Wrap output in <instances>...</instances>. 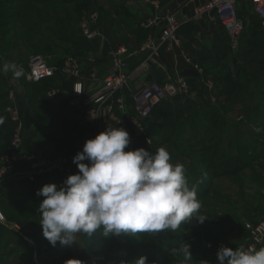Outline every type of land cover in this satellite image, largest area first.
Wrapping results in <instances>:
<instances>
[{
    "label": "rangeland",
    "instance_id": "374dc122",
    "mask_svg": "<svg viewBox=\"0 0 264 264\" xmlns=\"http://www.w3.org/2000/svg\"><path fill=\"white\" fill-rule=\"evenodd\" d=\"M16 1L20 3L0 7V12L6 14V21H0V67L6 61L11 62L23 68L24 75L17 79L11 71L7 73L0 71V105L4 106L0 111V117L5 119L7 116V119L21 124L22 127L18 117L19 106L26 102L38 129L33 132L34 138L27 150L22 148L24 135L20 126H17L12 134L10 131H4L3 137H0V156L5 154L14 161L11 174L16 173L15 176L30 172V168L39 157H43L46 161H60L65 170L70 169L76 174L78 168L73 163V157L78 151H82L86 141L77 131L76 126L91 124L85 118L87 109L80 108L78 106L80 103L73 105L72 107L76 108L74 114L76 118L64 119L55 115L51 107L40 106L39 101L34 99V94L39 88L26 77L32 56L41 59L44 64L47 58L44 59V54L41 52H31L29 58L17 60L19 55L22 57L25 53L21 31L26 24L19 25L16 23L17 18L12 20V17L22 15L21 17L24 18L23 16L31 13L33 7L37 6L40 11L39 16L34 11L33 14L31 13L36 22L39 17L45 19L46 11L51 5L49 0H42L44 4H38V0H27L22 5L21 0ZM155 2L159 5L154 4L156 7L154 16H151V11L145 10L142 19L150 17L153 21L159 17V14L165 13L166 7L163 9L158 1ZM126 15L130 14L118 9L112 16L113 19L116 17L123 19L128 17ZM90 17L95 18L93 30L101 34L99 38L101 39L102 32L98 27L101 24L99 12L93 5L85 9L80 18L75 20L73 18L68 28L69 32L84 39L90 45L91 49H86L84 53L87 57H73L55 51L52 60H59V63H52L55 66L50 67H60L71 58L79 65L81 73L87 74L86 72L90 71L87 70L84 61L95 54L92 44L97 41H89L81 34L82 24H87V19ZM43 26V28L48 27L47 24ZM111 30L117 35L120 32L118 28ZM216 36L217 38L212 42L206 41V47L203 48L205 51L209 49L213 52L212 60L197 64L195 60H191V56L182 53V45L180 58L185 56L191 63L187 65L184 61L186 66L183 65L181 71L178 64V72L168 76V80H174L177 76L187 81L190 79L193 84H188L189 90L186 95L177 100L173 98L171 108L174 110L181 108L188 100L198 111L203 108L215 109L216 112L205 115L204 123L197 121V117L191 120L188 115L187 121L183 122L184 120H181L183 116L174 113L173 123L177 125L182 123V125L178 128V132L173 131L175 128L167 129L162 125L163 122L157 124L153 121V116L149 121L144 122L150 117L152 110L147 117L139 118L132 110V102L129 103L131 110H126L127 104L123 98L122 109L119 105L108 103L97 110V113L101 109L107 115V119L110 120L107 126L111 124L113 127H122L129 133L130 143L125 148L126 151L143 147L155 152L156 149L164 147L170 154L172 164L183 165L189 187L196 186L197 198L202 205L197 215H206L205 221L201 224L192 217L182 222L176 231L166 229L159 233L140 232L135 235L122 233L108 237L103 236L101 231L90 237L78 234L71 246L57 242L53 247L43 236L42 226L39 223L41 215L39 205L44 197L32 194V188L34 184L40 182L55 183L60 186L66 179L65 175L54 174L34 183H30L24 177L14 181L17 178L14 176L0 185V196L4 193L1 191L10 186L11 181L22 183L21 186H26L28 191L26 195L19 193L22 198L16 199L15 202L4 198L0 200L2 216L0 264H65L69 259H78L82 264H121V262L135 264L141 256H146L153 264H204L205 261L208 264H216V253L221 244L233 250L236 247L244 248L248 240V231L264 218V27L261 22L256 23L255 30L246 26L234 45L228 36H225L224 31L217 29ZM111 39L112 42L106 39L110 43L108 49L118 42L115 36H111ZM146 39L145 35L141 42ZM114 50L110 54L111 63ZM220 70L222 73L219 75ZM225 73L232 81L238 80L244 87L242 91H235L237 98L233 103L232 97L227 95L222 83L217 80V77ZM168 80L163 79L162 82ZM152 81L159 82L157 79ZM25 92L32 95L30 103ZM125 93L126 91L122 94ZM14 116L16 121L12 120ZM52 119L60 120L61 127L57 125L54 127ZM155 123L156 126H152ZM57 124L59 125V121ZM69 124H71L69 130L71 134L65 135V132H59V129ZM93 125L96 134L107 127L103 126L102 130L98 128V117ZM150 125L153 132L150 130ZM50 136H55L54 147L48 144ZM36 139L39 144H34ZM16 140L18 142H15ZM185 244L190 246L192 257L186 262L180 251Z\"/></svg>",
    "mask_w": 264,
    "mask_h": 264
},
{
    "label": "clouds",
    "instance_id": "9594fccd",
    "mask_svg": "<svg viewBox=\"0 0 264 264\" xmlns=\"http://www.w3.org/2000/svg\"><path fill=\"white\" fill-rule=\"evenodd\" d=\"M0 71H11L17 79L24 75L23 68L7 61ZM75 91L80 92L79 85ZM3 123L0 117V125ZM129 143L124 128L109 124L87 139L82 151L73 157L76 174L69 175L60 186L49 183L37 191V196L44 197L39 205L42 234L53 247L57 242L71 246L78 234L90 237L101 231L108 237L159 233L176 231L192 217L201 224L205 221L206 215H197L202 205L196 186L189 187L183 165L172 164L164 147L155 152L143 147L125 151ZM180 251L185 262L192 258L189 245ZM216 257V264H264V247L233 250L221 244ZM65 264L82 261L69 259ZM135 264L153 262L141 256Z\"/></svg>",
    "mask_w": 264,
    "mask_h": 264
},
{
    "label": "built area",
    "instance_id": "2783aa9c",
    "mask_svg": "<svg viewBox=\"0 0 264 264\" xmlns=\"http://www.w3.org/2000/svg\"><path fill=\"white\" fill-rule=\"evenodd\" d=\"M247 7L264 27V0H208L203 7L195 11L192 20L199 19L206 14H212V20L224 29L230 42L234 45L244 30L246 21L244 14ZM164 14L150 22V25L160 26L158 34L148 37L140 47L133 51L123 45L115 48L112 63L102 80H99L94 72L81 73L79 65L71 58L67 59L66 63L60 67H50L35 56L30 58L26 79L29 82L38 83L58 75L72 80L70 105L80 103L78 106L87 109L85 118L91 124L97 117V110L103 105L116 104L122 109L124 104L119 94L125 91L131 96L136 116L145 118L159 103L186 95L189 90L187 80L180 76L163 83L146 81L140 85L131 86L137 77L149 71L153 60L160 54L175 55L176 52L180 51L182 42L179 39L178 31L181 24L178 20L177 11L172 6L168 7ZM87 20V24H82L81 34L89 41L97 40L100 38V34L93 30L96 20L94 17ZM135 58L139 59V62L130 68V63L134 62ZM184 60L187 65L191 63L187 57ZM92 83L97 84L95 89L87 92V85ZM77 85H79L80 92L75 91ZM12 120L16 121L15 116ZM17 126L19 127L20 124L17 123ZM145 140L148 142L147 138ZM13 162L5 154L0 156V185L15 176L16 173L11 174ZM63 167L60 161H46L43 157H39L33 163L30 172L17 174L15 177H24L30 183H34L58 173L65 175L66 178L73 174L70 169L65 170ZM0 219L2 220L1 213ZM263 243L264 218L248 231V240L244 248L251 247L258 250Z\"/></svg>",
    "mask_w": 264,
    "mask_h": 264
},
{
    "label": "trees",
    "instance_id": "16d2710c",
    "mask_svg": "<svg viewBox=\"0 0 264 264\" xmlns=\"http://www.w3.org/2000/svg\"><path fill=\"white\" fill-rule=\"evenodd\" d=\"M27 0H21V5L24 4ZM38 4H44L45 2L42 0H38L37 1ZM20 2H17L16 0H0V7H9L15 4H19ZM49 3L51 5V8L46 11L47 16L45 17V19H41V17L38 18V20L35 22V20L32 17L33 11L35 12V14L37 16H39L40 11L38 9V7H33V11H31V13L23 16L24 18H22L20 16H14L12 17V20H14V18L16 19V23L21 25V24H26L25 28L21 31L22 35H23V39H24V48H25V53L23 54L22 57H20L19 55V60H23L26 57H28L29 55L31 56V52H41L42 54H44V59H46L45 63L48 64L49 66H55L52 65V63H59V60H52L53 56H55V53L57 52L58 54L62 53V54H68L69 56H73V57H79V58H84L87 57L84 56L85 50H89L91 49L90 45L87 44V42L80 38L79 36L71 33L68 31V28L71 25V20L74 18L78 19L80 18L83 14H84V10L88 9L89 6L93 5L99 12V22H104L106 23L110 28L116 29L118 28V30L127 32L130 31L134 24L135 21L131 20V15H126L128 17L123 18V19H119V18H115L113 19V14L114 12H117L118 9H123L126 12H128L130 14V12L123 6V4L121 2H118L117 0H49ZM18 7V6H17ZM20 7V6H19ZM115 16V15H114ZM21 17V18H20ZM135 17V16H134ZM244 17L246 19L245 21V27L248 26L250 29L255 30L256 29V23L260 22L259 19L253 15L250 11L249 8L247 7V10H245V14ZM6 14L1 13L0 12V21H6ZM10 21V20H8ZM7 21V22H8ZM6 22V23H7ZM47 24L48 27L47 28H43L45 25ZM218 25V24H217ZM95 27V26H94ZM218 27L224 31V29L218 25ZM118 31V32H119ZM117 32V31H116ZM119 32V34H120ZM225 36L227 37L226 32L224 31ZM122 37L124 38V36L121 35V39ZM145 38L144 35V31H139L138 32V37L136 40V47H138L142 42L141 40ZM239 38V37H238ZM238 40V39H237ZM141 42V43H140ZM125 45L127 47V42H125ZM140 43V44H139ZM29 44V45H28ZM124 45V46H125ZM50 49V52H49ZM56 51V52H55ZM76 51V52H75ZM212 54L213 52L211 50H207L205 51L202 48H198L195 49L194 51H191V60H195V63L197 64H201L207 60H212ZM29 56V57H30ZM28 57V58H29ZM57 66V65H56ZM219 75L221 72V70L218 72ZM62 76H55L53 78H49L43 81H40L38 83H35V86H37L38 92L36 94H34L36 100L39 101L40 106L42 107H51V109L53 110V112L55 113V115L62 116V118L64 119H68V118H73L75 119L76 116H67L65 114L61 113V109L60 107L63 106L64 103L67 102V100L65 98H61V99H57L56 101L50 98H48L44 92L49 88V89H56V83L57 81L61 78ZM217 80L222 83L223 85V90L227 93L228 96L232 97V103L235 101V99L237 98L236 96V90H240L242 91L244 89L242 83L238 82V80H231L229 76L225 74H223V76H219V78L217 77ZM160 83H163L162 81H159ZM157 82V83H159ZM188 84H192L191 80L188 79ZM51 83V84H48ZM193 85V84H192ZM126 96L124 97L125 103L127 104V109L126 110H131L129 103L131 104V96L128 92L125 93ZM124 94V95H125ZM25 96L27 97L29 103L32 101V99L30 98L32 95L28 94L25 92ZM1 97V96H0ZM179 97H175L174 100H177ZM172 101L171 100H167V101H163L161 103H159L158 105H156L153 109H152V113L150 115V117H148L147 120H144V122L149 121L150 118L153 116L155 122L160 123L163 122V126L166 127L167 129L169 128H175V130L173 131H177L178 132V128H180L181 124H175L172 121V115L174 113H177L180 117H182L181 120H184L183 122L187 121V117L189 116L191 120H194V118H198L197 121L204 123L205 122V115L206 114H210L212 112H216L215 109H202L201 111H198L197 108L192 107V104L190 101L186 100L183 104V106L181 108H176V110L179 111L177 112L176 110H174V108L172 107ZM132 106V105H131ZM179 107V106H178ZM4 108L3 105H0V111ZM133 110V109H132ZM187 113V114H186ZM188 115V116H187ZM71 118V119H72ZM57 121H59V125L57 124ZM52 124L54 127H61V121L60 120H53L52 119ZM63 122V121H62ZM165 122V123H164ZM74 124H72L73 126ZM79 125V124H78ZM152 126H156V123L153 124ZM78 128V132L80 133V135H82L85 140L90 139V138H94L97 134H96V129L94 127L93 124H80V126H76ZM207 127V126H206ZM70 128H71V124H69L68 126H65L63 128H61V130L59 129V132L63 133L65 135H69L70 133ZM76 129V128H75ZM150 130L153 132V130L151 129V125H150ZM60 133V134H61ZM3 132L0 131V137H3ZM49 139V146L50 147H54V140H55V136H50L48 137ZM37 139L34 141V144H37ZM39 144V143H38ZM53 145V146H52ZM126 151V150H125ZM45 184H49V182H40L37 184H34L32 190V194L33 193H37V191L39 189H41ZM20 188H15V189H10L8 191H5L1 196H0V200H2L3 198L12 202H15L16 199L18 198H22V195L19 196V193H22L23 195H26L28 191L25 187L26 186H19ZM30 195V194H28ZM1 225V224H0ZM262 247H264V243L262 245Z\"/></svg>",
    "mask_w": 264,
    "mask_h": 264
},
{
    "label": "crops",
    "instance_id": "0c3cea01",
    "mask_svg": "<svg viewBox=\"0 0 264 264\" xmlns=\"http://www.w3.org/2000/svg\"><path fill=\"white\" fill-rule=\"evenodd\" d=\"M91 1V0H89ZM118 2H121L123 6L130 12L131 20L135 21V24L133 28L130 31L124 32L121 31L120 34H116L115 32H112L111 28L104 22H101L98 27L101 29L102 32V38L97 39L93 45L95 54L90 59H87L84 61V64H87V70H90L89 72H96V76L99 80H102L110 65H111V57L110 54L112 50L117 48L119 45H125L124 41L127 42V48L131 51L133 49H136V40L138 37L139 31H144V35L148 37H152L158 34L160 30V26L156 24L150 25V17L147 19H142V15L144 12H152L151 16H154L155 14V5L158 1L161 5V8L166 9L168 7H175L177 11L178 20L181 24L180 29L178 31V36L182 42L183 49L182 53L186 56H191V51H194L198 48H204L206 47L205 42H212V40H215L217 38L216 32L217 29H220L212 20V14H206L202 16L199 19L192 20L194 13L197 9L203 7L208 0H117ZM158 4V3H157ZM156 4V5H157ZM159 5V4H158ZM151 8V9H150ZM146 10V11H145ZM164 14L162 12L159 14V17H161ZM137 16V17H134ZM148 22V24H147ZM221 30V29H220ZM100 34V33H99ZM121 35L124 36L121 39ZM111 36H115L118 40V44L116 43L112 45L111 49H108V43L106 39L110 42H112ZM101 37V34H100ZM126 46V45H125ZM114 48V49H113ZM179 52H176V54H164L160 55V57H156L150 68L149 72L139 76L136 78L134 82H132L131 86L140 85L143 82L146 81H152L159 80L162 81L163 79L168 80L169 74L177 73V65L179 64L178 68L180 71L182 70V66L186 64L184 63V59L180 58ZM178 57V59H177ZM185 58V56H184ZM183 60V61H182ZM139 62V59L135 58L134 62L130 63V68H133L136 66ZM92 70V71H91ZM89 72H86L87 74ZM96 83L88 84L87 85V92H91L95 89ZM56 89H47L44 94L53 100L65 98L68 101L63 104L61 109V113L65 114L67 116H73L75 114V109L70 105L71 98V92H72V81L67 77H61L57 83H56ZM54 93L53 95H51ZM121 98L124 99V94H120ZM125 102V100H124ZM26 103V102H25ZM23 103L19 106L20 112H19V118L20 122H22V134L24 135L22 139V148L28 149L27 147L30 146V143H32V139L34 138L33 132L37 131L38 127L34 124L31 111L27 105ZM26 105V106H25ZM82 108V107H80ZM74 110V111H73ZM98 128L100 130L103 129V126H107L108 120L107 115L99 110L98 114ZM8 117L5 116L3 125H0V131H10L12 134V131L16 129L17 123H13L10 119H7ZM89 118V116H88ZM19 124V123H18ZM94 124V122H93ZM32 134V135H31ZM133 134V133H132ZM20 177L16 178L14 181L19 179ZM14 181H11L10 186L8 185L6 189L2 190L1 192L8 191L10 189H14L15 186H21L18 182L13 183ZM17 183V184H16ZM15 185V186H14Z\"/></svg>",
    "mask_w": 264,
    "mask_h": 264
}]
</instances>
